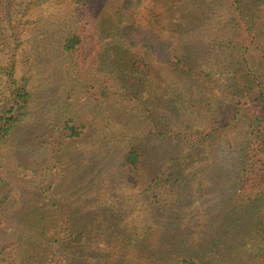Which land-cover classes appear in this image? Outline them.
Returning <instances> with one entry per match:
<instances>
[{
  "label": "rangeland",
  "instance_id": "obj_1",
  "mask_svg": "<svg viewBox=\"0 0 264 264\" xmlns=\"http://www.w3.org/2000/svg\"><path fill=\"white\" fill-rule=\"evenodd\" d=\"M78 1L0 0V100L9 91L3 69L11 62L14 78L24 84L31 95L26 115L0 141V250L4 249L0 252V264H80L73 248L58 246L67 225L64 210H68V206L56 210L44 230L31 224L28 210L34 206L33 191L43 184L52 188L61 183L64 190L57 196L70 195L62 172L73 167V161L84 157L88 159L81 161L80 169H73L75 175L79 174L77 183L91 187L103 183L89 191L93 208L80 210L77 217V221L94 219L92 233L95 230V237L92 235V245L86 248L85 254L88 264H116V261L175 264L177 260L172 254L176 250L198 248L204 251L215 242L218 232L226 229L236 230L237 235L221 248L225 264H251L264 248V226L257 228L260 222L264 224V198L245 204L237 214L226 208L233 203L231 192L239 168V148L244 146V125L235 122L217 130L197 145L203 146L201 151L194 149L192 153H188L189 144L178 136V132L202 131L212 120L220 119L229 107L232 91L228 85L232 83H229L230 72L235 69L236 60L222 51L224 46L215 44L228 36L226 28H222L227 10L217 5V0H205L198 6L194 3L195 9L203 11L197 16L200 24H195L194 18L185 22L192 25L193 30L188 37L193 44L187 63L192 74L179 72L169 88L162 86L168 68L160 61L162 55L157 54L155 43L149 55L151 69L142 91V98L149 107L143 112L142 135L138 137L147 157L142 164L144 170L135 175L123 172L119 162L128 141L109 137V132L120 129L125 132L126 123H117L116 113L110 109L98 115L93 113L92 103L79 92L73 61L57 53L61 38L71 26L73 9L85 2ZM148 2L141 0L132 16L142 27L153 31L150 37L166 35L165 29L161 33L154 30L165 24L163 4L149 5ZM110 7L108 1L106 11ZM153 13L159 15L157 22L149 24L147 19ZM205 20L208 23L201 24ZM251 54L252 66L260 72L264 64L253 61L258 55L255 49ZM260 78L264 85V70ZM153 90L159 93L152 102ZM164 92L174 95L181 92L180 96L177 94V98H181L174 108L176 114H168ZM67 104L69 107L65 109ZM160 114L163 118L157 123L155 118ZM76 115L87 123V129L79 137L64 141L61 150L55 142L61 131L60 122ZM154 122L157 127L159 124L164 136L149 134L150 130L156 131ZM176 153L183 155L181 170L191 178L190 190L174 208L158 210L147 206L146 196L140 190L162 162L167 157H176ZM43 163L49 170L42 167ZM139 192L142 197L137 195ZM22 198L28 200V210L22 209ZM39 209L36 207L32 213ZM104 216L111 222L107 224ZM216 220L218 223L214 224ZM96 224L103 230L98 232ZM139 224L143 226V235L137 246L132 244L129 230ZM218 260L221 264L223 259Z\"/></svg>",
  "mask_w": 264,
  "mask_h": 264
},
{
  "label": "trees",
  "instance_id": "obj_2",
  "mask_svg": "<svg viewBox=\"0 0 264 264\" xmlns=\"http://www.w3.org/2000/svg\"><path fill=\"white\" fill-rule=\"evenodd\" d=\"M76 1L79 3L78 0ZM108 1L111 3V7L106 11L105 7ZM140 1L85 0L83 4H77L71 16V26L61 38L57 52L66 55L73 61L79 78L77 80L79 92L85 94L86 99L90 100L93 113L98 115L104 110L110 109L116 113L114 117L117 123H126L125 132H120L121 129L109 132V137L128 141L126 150L120 154L119 162L123 172H134L135 175L144 170L142 164L147 157L145 146H142L138 141V137L142 135L140 127L142 126L143 112L147 111L146 109L149 107L146 99L142 98L144 82L151 69L149 55L156 43L157 54L162 55L160 61L168 68L167 75H163L165 80L162 84L163 87L169 88L175 83L177 80L175 76L178 78L179 72L186 71L192 74L188 60L191 55L190 45L193 42L188 37L193 30L192 25H187L185 22L194 18L195 24H200L198 22L201 19L197 16L203 10L195 9L194 3L198 6L205 0H148L149 5L158 3L163 4V8H165L162 12L166 15V18L164 16L165 24L154 30L161 33L162 29H165L167 34L157 38L150 37L153 36L151 33L153 31L142 27L141 23L132 16V11L136 9ZM217 1L219 2L217 5L224 6L228 13L222 27L226 28L228 36L225 39H220L221 43L215 42V44L224 46L222 51L227 52L229 57L236 60V67L230 72L229 83H232L228 85L229 90L232 91V99L220 119L212 120L200 132H178V136L183 143L189 144L187 146L188 153H192L194 149L201 151L203 146L197 145L205 142L217 130L235 122H242L244 125V146L239 148V168L233 182V193L231 192L234 205L232 203L226 207L228 211L230 210L229 212L235 211L237 214L239 208L245 204L264 198V85L260 78L264 69L260 70V73L252 66L251 62V52L255 49L258 55L253 61L264 64V0ZM156 16L159 15L153 13L147 19V23L157 22ZM206 23H208L207 20L201 24ZM196 26L203 27V25ZM222 28H219L220 32ZM151 38L156 40H151ZM161 38L162 40H160ZM13 68L11 62L3 69L9 91L0 100V141L6 138L14 124L26 115V106L31 97L25 85L14 78ZM173 90L179 91V88ZM158 93L157 90H153L152 102ZM177 94L180 96L181 92L176 95L171 92L163 93L168 102L166 109L170 110L168 111L169 115L176 114L174 108L177 107L176 104L180 102L181 98H177ZM68 107L69 104L65 109ZM153 109L154 106L151 110ZM156 117L158 123V119L163 118V114ZM132 118L134 119L132 120ZM156 122L153 125L156 126ZM60 125L61 131L55 142L59 147L61 146V150L64 141L79 137L88 126L78 115L75 118L73 116L64 118ZM155 129V132L150 130L149 134L158 135V137L165 135L161 132L159 124ZM176 154V157H167L157 172L150 176L148 182L140 190L146 196L147 203L145 204L147 206H155L158 210H164L166 207L174 208L179 199L183 195H187L190 190L188 183L191 178L189 174L186 175L181 170L183 155ZM87 159L88 157H84L81 160L73 161L75 163L73 167L62 172L65 180L64 186L70 188L68 192L71 193L70 195L65 196L61 193L60 196H57L64 190L61 183L52 188L48 184H43L33 191L35 201L31 210H28L30 207L28 200L20 199V202L23 203L22 209L28 210V214L33 217L30 218V220L32 219L31 224L41 226L43 230L46 223H50V218L56 210H60L64 205L68 206V210H64L67 225L63 232V239L58 243V246L60 248L64 246L68 250L73 248V253L77 260L79 259L80 264H88L85 260L86 248L92 245V235L95 237V230L92 233L93 218L77 221V217L80 210L93 208L89 191L103 184L91 187L88 184L77 183L76 179L79 174L75 175L73 169H80L81 161ZM42 167L46 169L48 165L43 163ZM58 168L56 166V169ZM140 192L137 195H140ZM39 206L42 210L39 209ZM143 206L146 205L143 204ZM143 206L140 208H144ZM36 207L40 211L32 213ZM70 215L74 218L72 219ZM104 218L107 224L111 222L107 216ZM122 222L126 224L124 220ZM216 223H218L217 220L214 224ZM96 226L98 232L103 230L100 224H96ZM263 226L264 224L260 222L257 228L261 229ZM142 227L140 224L130 227L129 238H131L132 244L140 246L139 240L143 235L141 234ZM236 235V230L226 229L223 233L218 232L215 242L211 243L204 251L200 252L197 250L198 248L196 250L186 248H184L185 250H176L174 255L172 254L173 258L177 260L175 264H220L218 259H223L221 264H225L221 255V252L224 251L221 248L225 244L228 245V240ZM183 251L186 252L181 254ZM260 251L261 256H256L251 264H264V248H261ZM116 264L132 263L116 261Z\"/></svg>",
  "mask_w": 264,
  "mask_h": 264
}]
</instances>
